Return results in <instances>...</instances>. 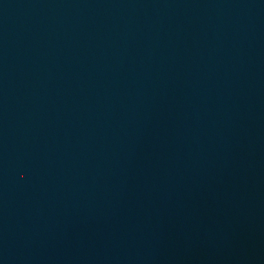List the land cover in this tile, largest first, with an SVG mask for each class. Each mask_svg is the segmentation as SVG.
I'll list each match as a JSON object with an SVG mask.
<instances>
[{"label": "water", "instance_id": "water-1", "mask_svg": "<svg viewBox=\"0 0 264 264\" xmlns=\"http://www.w3.org/2000/svg\"><path fill=\"white\" fill-rule=\"evenodd\" d=\"M0 264H264V0H0Z\"/></svg>", "mask_w": 264, "mask_h": 264}]
</instances>
